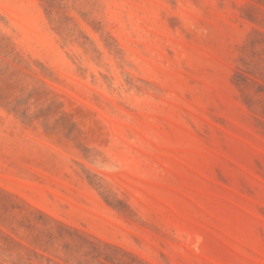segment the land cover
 <instances>
[{
  "label": "rangeland",
  "instance_id": "1",
  "mask_svg": "<svg viewBox=\"0 0 264 264\" xmlns=\"http://www.w3.org/2000/svg\"><path fill=\"white\" fill-rule=\"evenodd\" d=\"M0 264H264V0H0Z\"/></svg>",
  "mask_w": 264,
  "mask_h": 264
}]
</instances>
